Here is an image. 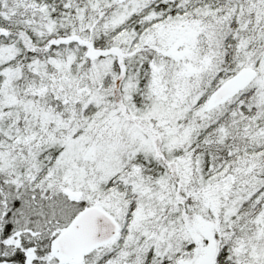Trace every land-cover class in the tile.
Returning a JSON list of instances; mask_svg holds the SVG:
<instances>
[{"label":"snow or ice","instance_id":"6c2138e0","mask_svg":"<svg viewBox=\"0 0 264 264\" xmlns=\"http://www.w3.org/2000/svg\"><path fill=\"white\" fill-rule=\"evenodd\" d=\"M0 264H264V0H0Z\"/></svg>","mask_w":264,"mask_h":264}]
</instances>
